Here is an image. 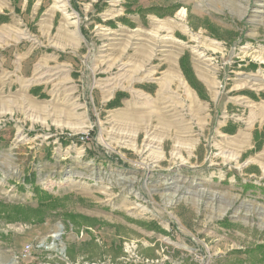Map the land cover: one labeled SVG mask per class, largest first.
<instances>
[{
  "label": "rangeland",
  "instance_id": "rangeland-1",
  "mask_svg": "<svg viewBox=\"0 0 264 264\" xmlns=\"http://www.w3.org/2000/svg\"><path fill=\"white\" fill-rule=\"evenodd\" d=\"M0 19V264H264V0Z\"/></svg>",
  "mask_w": 264,
  "mask_h": 264
},
{
  "label": "bare ground",
  "instance_id": "bare-ground-1",
  "mask_svg": "<svg viewBox=\"0 0 264 264\" xmlns=\"http://www.w3.org/2000/svg\"><path fill=\"white\" fill-rule=\"evenodd\" d=\"M181 15H184V10L181 11ZM217 43V42H216ZM170 78L173 82L177 83L180 88H183V90L188 94V96L195 102V97L192 89L189 87V85L186 83L185 79L181 74L176 73L173 69L170 73ZM261 156H264V151L261 154ZM60 226L59 229L57 230L55 236L60 232Z\"/></svg>",
  "mask_w": 264,
  "mask_h": 264
},
{
  "label": "trees",
  "instance_id": "trees-1",
  "mask_svg": "<svg viewBox=\"0 0 264 264\" xmlns=\"http://www.w3.org/2000/svg\"><path fill=\"white\" fill-rule=\"evenodd\" d=\"M0 20H1V19H0ZM182 69H184V68H183V64H182ZM183 72H184V76H185L186 80L188 81L189 85H190L191 87H193L195 90L198 91V93H199V97L202 98V99L207 100V99H208L207 93H205L204 90L202 89V87L205 88V86L200 82V80H199L197 77H195L196 75H195L194 73H192V74L194 75V77L196 78V80L200 82V83H199L200 85L197 84V83H195V82L190 78V76L187 75V74H188L187 69H184ZM202 85H203V86H202ZM108 105H109L110 107H113V106H114V104H113L112 102L109 103ZM257 135H258V131L255 132V136H256V137H257ZM259 149H260V148H259Z\"/></svg>",
  "mask_w": 264,
  "mask_h": 264
},
{
  "label": "water",
  "instance_id": "water-1",
  "mask_svg": "<svg viewBox=\"0 0 264 264\" xmlns=\"http://www.w3.org/2000/svg\"><path fill=\"white\" fill-rule=\"evenodd\" d=\"M61 226V228H62V225H60ZM61 233V232H60ZM60 233L56 236L57 238L60 236Z\"/></svg>",
  "mask_w": 264,
  "mask_h": 264
},
{
  "label": "built area",
  "instance_id": "built-area-1",
  "mask_svg": "<svg viewBox=\"0 0 264 264\" xmlns=\"http://www.w3.org/2000/svg\"><path fill=\"white\" fill-rule=\"evenodd\" d=\"M30 246H28V248H29Z\"/></svg>",
  "mask_w": 264,
  "mask_h": 264
}]
</instances>
